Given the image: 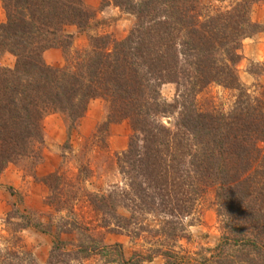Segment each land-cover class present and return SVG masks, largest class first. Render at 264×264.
<instances>
[{
    "label": "trees",
    "instance_id": "1",
    "mask_svg": "<svg viewBox=\"0 0 264 264\" xmlns=\"http://www.w3.org/2000/svg\"><path fill=\"white\" fill-rule=\"evenodd\" d=\"M107 1L133 15L132 26L123 38L110 41L109 50L106 36L94 35L88 48L72 54L71 37L62 26L85 29L90 13L81 0H1L6 21L0 23V55L9 52L16 60L13 68L0 66V171L36 154L45 114L63 115L68 144L89 100L100 97L106 109L98 131L125 119L132 130L116 158L130 178L132 195L123 194L130 217L133 211L160 212L181 223L212 187L221 234L200 263L264 264L261 255L253 256L264 255V97L249 99L236 73L241 39L264 31L263 24L250 19L252 0L216 14L207 12L210 5L201 0ZM50 47L61 49L63 66L43 62L41 52ZM165 81L190 94L210 82L238 90L226 113L200 111L193 101L182 105L175 130L166 131L149 119L165 112V104L160 108L156 101V86ZM88 197L103 224L113 219L125 226L110 205L117 197L114 190ZM25 216L20 213L21 228H40ZM170 234L189 237L181 224H174ZM60 242L55 236L51 249ZM163 257L162 264H193L170 251ZM143 259L134 254L119 264H142ZM0 264L36 263L19 246L0 250Z\"/></svg>",
    "mask_w": 264,
    "mask_h": 264
},
{
    "label": "rangeland",
    "instance_id": "2",
    "mask_svg": "<svg viewBox=\"0 0 264 264\" xmlns=\"http://www.w3.org/2000/svg\"><path fill=\"white\" fill-rule=\"evenodd\" d=\"M237 1L240 0H201L203 5H210L207 12L213 14L230 11ZM81 2L90 13L85 29L78 31L75 24L62 26V32L71 37V52L88 48L89 37L94 35H105L103 44L109 50L110 41L123 38L132 26L133 15L107 0ZM251 2L250 19L264 25V0ZM4 21L6 14L0 0V23ZM71 52L68 54L74 53ZM238 52L236 73L241 88L249 93V99L264 97V31L242 38ZM41 54L45 64L64 65L60 48L50 47ZM15 60L13 54L4 52L0 66L13 68ZM156 88V101L161 103L160 108L162 102L165 104V112L150 114L149 119L157 128L163 125L166 131L175 130L182 105L193 101L200 111L226 113L238 90L216 82L195 89L194 94L177 88L171 81ZM105 109L102 98L90 99L76 128L69 132L68 144L64 143L67 132L63 115L45 114L41 121L43 140L36 154L11 161L0 171V250L21 246L31 252L36 264H64L66 260V264H119L134 254L144 258L142 264H162L163 253L169 251L178 259L188 256L193 264L200 263L204 256L211 255L221 234L213 188L209 187L197 199L191 214L181 223L160 212L133 211L134 216L130 217L129 208L123 206L128 202L123 194H131L130 178L121 173L116 158L127 147L132 130L125 119L98 131ZM8 187L13 189L12 193ZM111 190L117 197L110 205H114L113 212L119 215L124 227L116 226L113 219L103 224V216L88 201L89 194ZM20 213L38 222L40 228H21ZM127 218L130 222L123 220ZM174 224L183 225L189 237L175 236L177 229L171 236ZM55 236L61 240V246L53 251ZM259 255L264 263L263 254L255 253L254 259ZM196 258L199 260L194 263Z\"/></svg>",
    "mask_w": 264,
    "mask_h": 264
}]
</instances>
